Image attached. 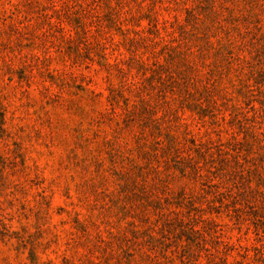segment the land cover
I'll list each match as a JSON object with an SVG mask.
<instances>
[{
  "label": "rangeland",
  "instance_id": "rangeland-1",
  "mask_svg": "<svg viewBox=\"0 0 264 264\" xmlns=\"http://www.w3.org/2000/svg\"><path fill=\"white\" fill-rule=\"evenodd\" d=\"M0 264H264V0H0Z\"/></svg>",
  "mask_w": 264,
  "mask_h": 264
}]
</instances>
